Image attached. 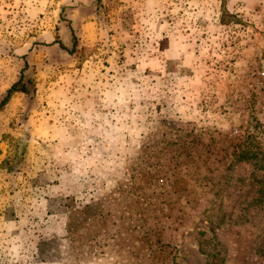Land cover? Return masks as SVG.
<instances>
[{"label":"rangeland","instance_id":"obj_1","mask_svg":"<svg viewBox=\"0 0 264 264\" xmlns=\"http://www.w3.org/2000/svg\"><path fill=\"white\" fill-rule=\"evenodd\" d=\"M19 78L0 264H264L232 154L264 149V0H0V100Z\"/></svg>","mask_w":264,"mask_h":264},{"label":"trees","instance_id":"obj_2","mask_svg":"<svg viewBox=\"0 0 264 264\" xmlns=\"http://www.w3.org/2000/svg\"><path fill=\"white\" fill-rule=\"evenodd\" d=\"M25 92L24 86L22 85L21 78L14 82L5 92L4 96L0 100V108L6 103L9 96L13 92ZM255 129L257 132L263 134L264 137V123L260 124L255 122ZM252 126V127H253ZM262 144L256 139L255 136L246 134V136L239 141L233 149V156L235 161H245L250 164L251 173L249 175L250 181L257 183L262 187L258 190L261 196H264V149L261 148ZM260 172L261 175L256 173Z\"/></svg>","mask_w":264,"mask_h":264}]
</instances>
